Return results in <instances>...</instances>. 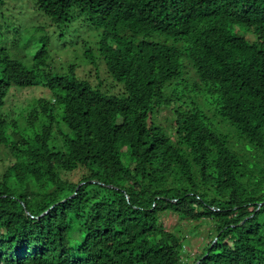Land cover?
<instances>
[{
    "label": "trees",
    "instance_id": "1",
    "mask_svg": "<svg viewBox=\"0 0 264 264\" xmlns=\"http://www.w3.org/2000/svg\"><path fill=\"white\" fill-rule=\"evenodd\" d=\"M35 5L52 24L100 29L112 84L73 65L51 73L44 47L25 61L17 29L10 39L0 22V264H264V0ZM184 62L213 113L172 106ZM31 88L48 96L6 108ZM168 214L212 222L199 254L184 255Z\"/></svg>",
    "mask_w": 264,
    "mask_h": 264
},
{
    "label": "rangeland",
    "instance_id": "2",
    "mask_svg": "<svg viewBox=\"0 0 264 264\" xmlns=\"http://www.w3.org/2000/svg\"><path fill=\"white\" fill-rule=\"evenodd\" d=\"M0 22L2 27L9 31L10 39L13 37L14 29H17L20 47L27 45L26 50L21 51V57L25 61L32 59L34 54L44 47L49 54L48 68L51 73H67L69 66H74L75 73L80 77H86L91 82H98L95 73H99V79L104 85L112 84V81L106 74V70L102 62L97 59L98 54V35L100 29L90 28L84 22H76L70 26H61L52 24L51 21L40 11L37 10L35 0H3L0 5ZM239 34L252 41L254 38L249 31L240 27ZM89 49L97 67L89 64L84 56V51ZM184 83L178 86H172L173 89L167 92L168 98L173 100L172 106L196 107L197 109L213 113L216 103L215 96H204L195 90L196 76L193 69L184 62ZM48 91L42 88H31L22 90H12L6 108L14 112V110L31 108L35 100L39 97H47ZM178 101L174 102L177 98ZM184 103V104H183ZM158 120L162 126L169 129V136H172L173 121L169 108L162 107L159 110ZM118 151L125 155L124 146H119ZM124 159V158H123ZM0 171H3L9 163L6 160L4 150L0 153ZM75 180V179H74ZM164 226L170 231H178L177 234L185 237L184 255L188 254L192 258L201 252L209 241L211 235L212 222L205 220L200 223L192 221H180L177 216L168 214L162 219Z\"/></svg>",
    "mask_w": 264,
    "mask_h": 264
},
{
    "label": "water",
    "instance_id": "3",
    "mask_svg": "<svg viewBox=\"0 0 264 264\" xmlns=\"http://www.w3.org/2000/svg\"><path fill=\"white\" fill-rule=\"evenodd\" d=\"M264 203L260 204V205H263Z\"/></svg>",
    "mask_w": 264,
    "mask_h": 264
}]
</instances>
